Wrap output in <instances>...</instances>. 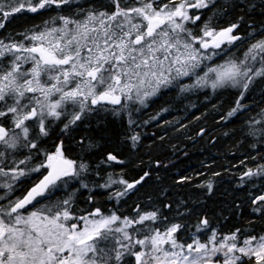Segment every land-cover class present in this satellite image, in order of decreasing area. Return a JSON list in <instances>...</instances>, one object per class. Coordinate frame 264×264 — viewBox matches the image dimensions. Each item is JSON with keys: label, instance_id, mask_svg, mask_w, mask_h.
<instances>
[{"label": "snow or ice", "instance_id": "1", "mask_svg": "<svg viewBox=\"0 0 264 264\" xmlns=\"http://www.w3.org/2000/svg\"><path fill=\"white\" fill-rule=\"evenodd\" d=\"M0 264H264V0H0Z\"/></svg>", "mask_w": 264, "mask_h": 264}, {"label": "trees", "instance_id": "2", "mask_svg": "<svg viewBox=\"0 0 264 264\" xmlns=\"http://www.w3.org/2000/svg\"><path fill=\"white\" fill-rule=\"evenodd\" d=\"M187 113L183 115L177 114L176 117L169 116V119L180 118L183 120H187ZM199 115V113H197ZM199 122L195 120L193 117L191 122L189 123V127L184 129L182 132L177 133L174 131L165 132V126L161 124L159 127H153L152 131L157 133L165 132L168 141H172L177 146V153L173 156L175 162L180 165V169L188 168L190 170H194L196 167L200 165L201 160H207V154L205 152L206 142H200L193 144V140L188 139V136L191 135L195 137V132L198 127ZM188 151L189 156L185 157L183 155V151ZM169 155H173L169 150ZM178 169L177 171H179Z\"/></svg>", "mask_w": 264, "mask_h": 264}]
</instances>
